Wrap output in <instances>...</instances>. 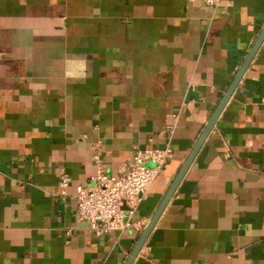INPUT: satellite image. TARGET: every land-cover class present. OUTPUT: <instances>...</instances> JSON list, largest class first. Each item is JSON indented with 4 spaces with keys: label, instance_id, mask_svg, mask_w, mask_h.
<instances>
[{
    "label": "crops",
    "instance_id": "crops-1",
    "mask_svg": "<svg viewBox=\"0 0 264 264\" xmlns=\"http://www.w3.org/2000/svg\"><path fill=\"white\" fill-rule=\"evenodd\" d=\"M263 26L264 0H0V264H124L143 229L76 219L93 145L117 175L169 142L147 223ZM132 264H264V39Z\"/></svg>",
    "mask_w": 264,
    "mask_h": 264
},
{
    "label": "built area",
    "instance_id": "built-area-1",
    "mask_svg": "<svg viewBox=\"0 0 264 264\" xmlns=\"http://www.w3.org/2000/svg\"><path fill=\"white\" fill-rule=\"evenodd\" d=\"M212 9L220 6L222 0H203ZM179 118V112L171 114V124L165 132L171 134ZM95 173L86 185H76V219L87 223V229L96 237L110 232H121L133 227L143 229L144 221H133L144 194L154 183L164 164L171 157L172 149L167 142L161 148L136 149L128 167L117 175L103 171L98 145H93ZM71 178L62 174L58 180L57 196H66ZM67 234H69L67 232Z\"/></svg>",
    "mask_w": 264,
    "mask_h": 264
},
{
    "label": "water",
    "instance_id": "water-1",
    "mask_svg": "<svg viewBox=\"0 0 264 264\" xmlns=\"http://www.w3.org/2000/svg\"><path fill=\"white\" fill-rule=\"evenodd\" d=\"M264 39V26L260 31L259 36L257 37L256 41L252 45L251 49L247 53L245 59L241 63L240 67L238 68L237 72L235 73L231 83L229 84L228 88L225 90L224 94L222 95L220 101L218 102L216 108L212 112L211 116L209 117L208 121L206 122L204 128L202 129L199 137L197 138L195 144L193 145L191 151L189 152L188 156L186 157L185 161L180 166L176 176L174 177L172 183L170 184L166 194L160 201L157 209L155 210L152 217L148 220L146 226L143 228L142 232L140 233L136 243L134 244L133 249L131 250L128 258L124 262V264H132L136 256L138 255L140 249L144 245L148 235L152 231L157 219L161 215L163 209L165 208L166 204L170 200L171 196L173 195L175 189L177 188L180 180L184 176L185 172L187 171L188 167L192 163L194 157L196 156L198 150L200 149L204 139L207 137L209 132L211 131L212 127L214 126L217 118L219 117L221 111L223 110L225 104L227 103L229 97L232 95L234 89L236 88L238 82L240 81L244 71L250 64L251 60L253 59L254 55L256 54L258 48L260 47L262 41Z\"/></svg>",
    "mask_w": 264,
    "mask_h": 264
}]
</instances>
